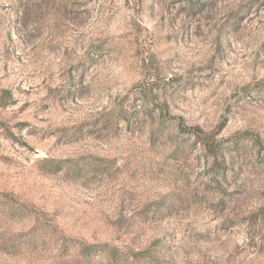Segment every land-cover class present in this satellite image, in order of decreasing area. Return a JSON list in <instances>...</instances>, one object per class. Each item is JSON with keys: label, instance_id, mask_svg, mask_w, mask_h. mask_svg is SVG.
<instances>
[{"label": "rangeland", "instance_id": "1", "mask_svg": "<svg viewBox=\"0 0 264 264\" xmlns=\"http://www.w3.org/2000/svg\"><path fill=\"white\" fill-rule=\"evenodd\" d=\"M0 264H264V0H0Z\"/></svg>", "mask_w": 264, "mask_h": 264}, {"label": "trees", "instance_id": "2", "mask_svg": "<svg viewBox=\"0 0 264 264\" xmlns=\"http://www.w3.org/2000/svg\"><path fill=\"white\" fill-rule=\"evenodd\" d=\"M163 117L167 118V114L163 111ZM195 135H197L198 139L200 142H202L209 150H215L217 145H216V140L213 137H210L208 134H206L203 130L200 128L194 129ZM16 209H19L16 206Z\"/></svg>", "mask_w": 264, "mask_h": 264}]
</instances>
